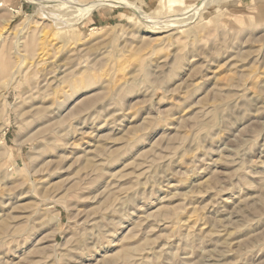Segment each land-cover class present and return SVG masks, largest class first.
Returning a JSON list of instances; mask_svg holds the SVG:
<instances>
[{
  "label": "rangeland",
  "instance_id": "374dc122",
  "mask_svg": "<svg viewBox=\"0 0 264 264\" xmlns=\"http://www.w3.org/2000/svg\"><path fill=\"white\" fill-rule=\"evenodd\" d=\"M1 135L0 264H264V0H0Z\"/></svg>",
  "mask_w": 264,
  "mask_h": 264
},
{
  "label": "bare ground",
  "instance_id": "6f19581e",
  "mask_svg": "<svg viewBox=\"0 0 264 264\" xmlns=\"http://www.w3.org/2000/svg\"><path fill=\"white\" fill-rule=\"evenodd\" d=\"M93 2L95 3L96 1H93ZM97 3H98V2H97ZM95 4H96V3H95ZM87 5H88V4H87ZM124 5H127V4L124 3ZM129 5H130V4H128L127 6H129ZM92 6H93V5H92ZM127 6H126V7H127ZM89 7H91V6H89ZM2 138H3V136L1 135V136H0V142H2V141H1ZM2 145H3V144H2ZM2 145H1V146H2Z\"/></svg>",
  "mask_w": 264,
  "mask_h": 264
},
{
  "label": "crops",
  "instance_id": "0c3cea01",
  "mask_svg": "<svg viewBox=\"0 0 264 264\" xmlns=\"http://www.w3.org/2000/svg\"><path fill=\"white\" fill-rule=\"evenodd\" d=\"M102 17H103V18H105V17H111V15L108 16V15H106V14L104 13V14H102Z\"/></svg>",
  "mask_w": 264,
  "mask_h": 264
}]
</instances>
